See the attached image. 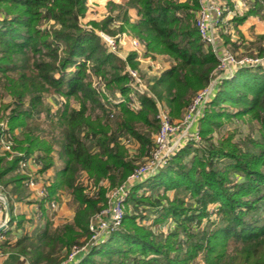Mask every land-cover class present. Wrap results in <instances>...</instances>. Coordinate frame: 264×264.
<instances>
[{
    "label": "trees",
    "instance_id": "obj_1",
    "mask_svg": "<svg viewBox=\"0 0 264 264\" xmlns=\"http://www.w3.org/2000/svg\"><path fill=\"white\" fill-rule=\"evenodd\" d=\"M87 1L0 0V84L11 98L0 103V113L10 131L22 129L15 147L23 156L41 152V171L54 165V152L62 161L47 196L39 202L42 213H49L45 202L56 199L60 190L71 193L77 203L71 222L53 227L46 216L43 227L13 241L10 230L0 231V251L16 264H264L262 66L238 68L218 84L198 119L202 141L183 143L166 165L133 185L124 200L121 225L90 241L88 223L107 199L104 189L95 196L83 194L79 174L86 173L96 182L106 179L112 187L123 184L138 165L120 137L135 140L140 157L149 156L152 133L159 129L157 102L166 104L172 120L180 119L195 94L210 82L218 61L200 38L197 0L108 1L109 14L101 22H91V28L80 21ZM253 2L252 9L233 21L260 14L264 0ZM129 9L135 13L134 21ZM118 18L120 24L112 28ZM42 24L49 25L41 28ZM95 30L131 31L144 41L145 54L168 58L149 86L151 95H138L137 112L125 103L107 110L87 80L90 63V71L101 74L107 88L127 96L125 66H134L137 58L135 52L125 59L108 52ZM224 42L235 44L229 34ZM256 47L259 55L264 53L260 42ZM52 94L62 98L54 111L44 103ZM71 98L78 108L70 105ZM43 113L51 129L41 126ZM244 116L257 122V137L235 138L233 131L213 139V130L223 126V119ZM20 158L8 162L0 158V182L10 211L12 198L27 195L25 177L16 173ZM209 205L215 206L212 212ZM148 210L155 228L141 223ZM164 222L170 223L166 233L160 231ZM83 236L88 238L78 241ZM75 244L86 248L69 262Z\"/></svg>",
    "mask_w": 264,
    "mask_h": 264
},
{
    "label": "built area",
    "instance_id": "obj_2",
    "mask_svg": "<svg viewBox=\"0 0 264 264\" xmlns=\"http://www.w3.org/2000/svg\"><path fill=\"white\" fill-rule=\"evenodd\" d=\"M253 1L255 0H231L232 4L229 5L225 0H197L199 10L196 14V26L200 38L204 44L210 46L218 61V64L213 71L212 78L206 87L195 94L191 104L185 110L184 116L179 123H176L171 119L168 108L164 103L157 102L158 112L156 118L159 122V129L154 137L153 150L146 161L138 165L123 184L111 187L109 192L106 191L105 196L108 197V207L102 209L97 215L92 217L88 223V229L92 232L90 241L97 240L104 232L115 230L121 225L125 212L124 200L128 196L131 187L135 184L141 183L166 165L173 153L182 146L183 143H181V138L183 136L184 139L191 138L195 140V142L199 141V130L197 127L191 133L188 132L187 127L191 126L195 121H198L202 116L205 107L212 100L218 84H220L222 79L231 77L234 71L238 68L256 66L264 67V57H239L232 54L226 48L220 47V45H222L218 35L220 33L229 34L234 41H237V38L234 35L235 32L232 31V21L236 14H239L243 9L245 10L248 7V4H251ZM85 27L90 28V26ZM96 33L106 50L110 53L119 55V50L125 46H129L139 58H141L143 56L142 54L145 52L144 41L127 35L124 32L117 33L114 36L102 31H96ZM237 44H239V42H237ZM125 70L128 76V80L125 83V87L128 89L127 96H124L120 92L108 91L106 82L102 77L96 78V85L93 83L95 93L99 96L107 110L115 111L119 108L120 104L125 103L130 109L137 112L141 107L138 95H151L149 91V86L152 84L151 80L143 79L135 68L127 67ZM180 129L185 130V134L180 135L174 140V142L169 143V138L178 133ZM0 155H8V160L13 159L14 156L21 157L17 162L16 172L25 175V179L23 180L24 186L31 192V195L37 202H40L47 196L49 181L39 180L34 173L36 170L41 169L42 166L39 156L34 153L23 156V154L14 151L11 131L2 122H0ZM87 181L90 188V191L87 194H91L98 188L91 184L93 182L92 179L88 178ZM1 188L0 185V191ZM1 195L2 193L0 192V200H2L1 202L3 204ZM45 205L51 210H54L56 207L54 200H50V202L46 201ZM37 214L39 215V211ZM103 215L107 216L106 221L101 220ZM96 220H99L97 225H95ZM0 226L2 227L0 231L7 230L8 225L5 221L2 222ZM167 228L168 227H166V230ZM163 232L166 233V231ZM2 239L3 235L0 234V243ZM85 248L86 246L84 245L73 246L68 255L67 261H73L76 255ZM1 256L2 252L0 251V257Z\"/></svg>",
    "mask_w": 264,
    "mask_h": 264
},
{
    "label": "rangeland",
    "instance_id": "obj_3",
    "mask_svg": "<svg viewBox=\"0 0 264 264\" xmlns=\"http://www.w3.org/2000/svg\"><path fill=\"white\" fill-rule=\"evenodd\" d=\"M184 1L185 0H181V2H184ZM252 7H253V5H251L250 7H247L245 10L243 9L239 14H236L235 17H241V16H243L246 13V11L248 9H252ZM198 10H199V6H198ZM249 16H257L258 17L257 19H258V21L260 23L261 31L260 30H257L258 29L257 25L250 24V26L246 29L247 30V33H248V36L247 37H244L239 32V28L238 27L239 26H242V25H246V23L248 22V19H249L248 17ZM105 17H103L101 20H98V21L97 20H87L86 17H83L80 21H81V23L84 26H90V28H91V24H90L91 22H93V21L101 22ZM232 23H233L232 31L235 32L236 38H237L236 40L237 41H235V44H230L229 42H226L225 43L224 42V36H225V34L222 33L223 34V35L221 34L222 36L220 34H218L219 35V38L221 40V44H222V45H220V47L226 48L232 54H234L236 56H239V57L240 56H259V57H264V53L261 54V55L258 54V50H257V47H256L257 45H259V42H260V44H262V46H264V9L260 11V14H257V15H247L242 22H238L236 20V21H232ZM119 24H120V21L115 22L114 25L111 26V27L112 28L117 27ZM47 25H49V24H42V27L41 28L48 27ZM95 31H101V30H95ZM104 33H106V32H104ZM117 33H123V32H117ZM117 33H115V34L106 33V34H109L111 36H114ZM124 33H126L127 35H130L132 37L135 36L133 34V32H131V31H124ZM237 42H239V44H237ZM123 48H121L119 50V52H121ZM125 50L126 51L123 52V54H121L124 57V59L127 57V55L130 52H133L130 49L129 46H127V49H125ZM142 55L143 56L141 58L137 57L134 60L133 64H134L135 67L134 66H131L129 64H126L125 69H127V67L128 68L131 67V68L137 69L143 79L153 78V76H156L157 73H160L167 66V64L169 62V61H167L168 58H166L164 55H161V54H158V53L145 54V52H144V54H142ZM117 56L120 59H123L122 56L120 57V54L117 55ZM87 65H88L87 69H88V73H89L87 80L89 81L91 87L94 88L93 83L95 85L97 84V82H96L97 79L96 78L97 77H102L103 78V76L101 74H97V73H95L93 71H90V63H87ZM74 68H75V65L71 67L72 70ZM124 71L126 72V70H124ZM226 78H230V77H226ZM107 90L110 91V92H115V91H111L109 88H107ZM215 93H216V91H215ZM61 99L62 98L59 95L52 94L50 96H46L45 97L44 103H45V106L47 108H50L52 111H54L58 107V105L62 102ZM10 101H11V98H10L9 94L3 88V86L0 84V103L1 102L9 103ZM69 103H70L71 106L76 107V108H78V106H79L78 103L76 102V100L74 98H71L69 100ZM164 105H166V104L164 103ZM224 105L225 106H228L227 104H224ZM228 108H229V106H228ZM184 113H185V111H183V114H182L183 116H184ZM202 115H203V113H202ZM183 116L180 119H174L173 121L176 122V123H179L182 120ZM0 122L4 123L6 125V127H8L7 120L3 116V113H0ZM40 122L42 123L41 126L44 127L45 130L46 129H51V126L49 127L48 124H47L48 121L46 119V113H43L41 115V121ZM222 122H224L223 126L217 127V128H215L213 130V133H212L213 136L212 137L215 140L218 139V138H220V137H224L225 135L228 134V132H233V131L235 133V138H241V137L245 136L246 134H251V135L257 137V135L259 133L258 132L259 126H258L257 122L255 120H250L246 116H244L242 118L234 119V120H226V119H223ZM55 129L56 130H54V134L58 135V130H57V128H55ZM197 129L199 130V124H197ZM21 131H22L21 128H16V131L15 130L11 131L12 141H13V150L16 151L17 153H21V152H19L17 150V148L15 147V145H16L15 139L16 138H18V140L21 139V136H20L21 135ZM48 131H50V130H48ZM156 133L157 132H153L152 133V141H153V143H154V137H155ZM184 134H185V130L180 129V131L178 133L172 135L169 138V143L174 142L175 139H177L180 135H184ZM198 136H199V141L198 142H195V140L191 139L190 137H189L190 139H186V138L184 139V136H183L181 138V143H184L185 144L187 141H193L195 143V145H197V144L200 143V141H202V139L200 138L199 133H198ZM120 140L125 144V146L129 150L130 155L133 157V160H135V163L137 165H140V164H142V163H144L146 161V159L148 158V156H146L145 154L142 157L139 156L140 146L138 145V143L135 140H133L131 138H130V140L129 139L127 140V139L123 138L122 136L120 137ZM56 148H57V146H56ZM40 153H41L40 151H35L34 152V154H36L38 156L41 155ZM52 155L54 157V162L57 163V165H62V161L58 158L57 154L54 152V154H52ZM1 157H4V159H5L6 162L12 160V159L8 160V155L7 156L0 155V158ZM41 163H43V161H41ZM40 170L41 169L36 170V172H34L35 173V176L38 177L39 180L44 181L42 179H43V176H44L43 175V172H45V171L42 172ZM16 173H18V174H20V175H22V176L25 177V175H23L22 173H19V172H16ZM87 179H88V176H87L86 173H80L79 176H78V180H77L78 181V185L80 186L81 191H82L83 194H87L90 191L89 183H88ZM90 179H92V178H90ZM105 180L106 179H101L98 182H96V181L93 180L94 183L92 182L91 184L95 185L98 189L96 191H94L93 193L88 194V195L89 196H92V195L95 196L96 193L100 192V190H102V189L105 190V193H106V191L109 192L111 190V187L112 186H110L109 183L106 185L105 184L106 183ZM47 182H48V180H47ZM49 184H50V182H49ZM0 185L2 187L0 192L3 195L6 196V194L4 192V188H3L2 182H0ZM26 192H27V190H26ZM59 192H64V195L66 197V201L64 200L65 209H66L67 213H72L73 214L72 217H74V215H75V208L77 207V203L74 200V196H72L71 193H68L67 191H64V190L58 191L57 194H59ZM106 199H107L106 200V203L102 207V209H106L108 207V197L107 196H106ZM53 200L56 203V207L52 211H56L57 208H58L57 198L56 199H53ZM0 201H2V200H0ZM213 207H215V206H213V205H209L208 206V209L210 210V212L213 211V209H212ZM125 209H126V205L124 203V210ZM150 213L151 212L149 210L145 212V215H146L147 218H145L141 223L144 224L145 226L150 227V228H155V226L152 223L153 220H154V218L153 217L150 218V216H153V215H150ZM65 217H67V216H65ZM210 217L212 219H214L215 215L212 214V215H210ZM64 220L65 221L62 224L66 223V222H71V221L66 220V218H64ZM101 220L106 221L107 220V216L106 215H103L101 217ZM98 222H99V220H96L95 221V223H96L95 225H97ZM166 223H168V222H164L161 225L160 231H167L168 230V228H169L168 226H170V225L167 226ZM203 223H205V221H203ZM62 224H59V225H62ZM168 224H170V223H168ZM202 226H203V224H202ZM53 227H55V226H53ZM166 227H168L167 230H166ZM106 232H104V233H106ZM87 238L88 237L83 236V237L79 238L78 241H80V242L83 241L84 242ZM88 241H89V239L87 240V242ZM201 264H204V263H201Z\"/></svg>",
    "mask_w": 264,
    "mask_h": 264
},
{
    "label": "crops",
    "instance_id": "obj_4",
    "mask_svg": "<svg viewBox=\"0 0 264 264\" xmlns=\"http://www.w3.org/2000/svg\"><path fill=\"white\" fill-rule=\"evenodd\" d=\"M108 1H112L115 3H120L122 0H88L87 5V11L85 13V16L87 20H101L103 17H105L107 14H109V10L106 7V4ZM249 3V2H248ZM254 2H251V4H248V7L253 5ZM116 13V12H115ZM128 14L130 16V20L134 21L135 20V13L133 10L129 9ZM119 17V16H118ZM248 22L246 25L239 26V32L244 36L247 37V28L250 26V24H255L257 25L258 29L261 31V26L258 21L257 16H249L248 17ZM120 18L116 20V22L120 21ZM236 37V34H234ZM233 41L234 39L231 38ZM127 49V46L122 49L121 52H119L120 57L122 56L123 52H125ZM125 54V53H124ZM123 57V56H122ZM124 58V57H123ZM158 74V73H157ZM156 74V76H157ZM156 76H153L155 78ZM153 78H148L149 80L153 81ZM198 121H195L192 123L191 126L187 127L188 132L191 133L195 130L197 127ZM16 131V129H15ZM62 165H57V163L54 162V165L45 170L43 172V179L44 181H49L50 183L52 182V179L54 177L55 171L61 168ZM41 171V170H40ZM45 173V174H44ZM106 185L109 183L107 180ZM110 185V184H109ZM26 188V187H25ZM27 190V195L22 198V199H15L12 198V210H11V215L8 220H6V213L4 209V205L0 201V225L2 222H6L8 227L7 231L10 230V240H15L18 237H20L22 234L28 233L32 234L35 229L43 227L46 221V216L49 218V220L52 222L53 226L62 224L66 218L68 221H72L73 219V214L72 213H67L64 205V200L66 201V197L64 195V192H59L57 194V203H58V208L56 211H52L48 209V207L44 206L46 209L49 210V213H42V209L40 210L39 208V202L36 201L35 198L31 195V192L26 188ZM9 205V204H8ZM39 211V215L37 212ZM45 214V215H43ZM53 215V216H52ZM67 216V217H65ZM12 217V222L10 223V219ZM22 220L20 222V225L17 226V221ZM7 237V236H6ZM0 264H16V260L13 258H10L8 253H2V256L0 257Z\"/></svg>",
    "mask_w": 264,
    "mask_h": 264
},
{
    "label": "water",
    "instance_id": "obj_5",
    "mask_svg": "<svg viewBox=\"0 0 264 264\" xmlns=\"http://www.w3.org/2000/svg\"><path fill=\"white\" fill-rule=\"evenodd\" d=\"M1 196H2V199H3V205H4L6 217H7L6 220H8L10 218V215H11V211H10V208H9V205H8V199L3 194ZM1 229H2V227L0 226V230Z\"/></svg>",
    "mask_w": 264,
    "mask_h": 264
}]
</instances>
